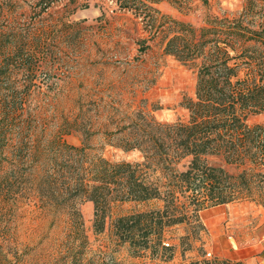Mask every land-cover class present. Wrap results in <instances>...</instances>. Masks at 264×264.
<instances>
[{
  "label": "trees",
  "instance_id": "1",
  "mask_svg": "<svg viewBox=\"0 0 264 264\" xmlns=\"http://www.w3.org/2000/svg\"><path fill=\"white\" fill-rule=\"evenodd\" d=\"M57 1L79 0L38 4L46 9ZM161 1L191 10L187 0H98L93 5L100 9L99 18L107 11L124 10L142 16L149 39L159 36L164 54L195 70L194 96L180 102L186 120L159 121L138 111L127 121H111L113 128L110 123L94 128L90 118L78 114L53 126L29 111L25 98L35 93L27 83L30 79L19 90H2V77L9 78L14 56L25 50L12 38L11 28L0 30V210L33 203L46 214L65 216L74 234L63 248L34 252L33 263L145 264L117 260L118 247L126 245L130 258L147 259L149 264H242L208 259L201 248L197 257L174 263L175 247L165 241V231L188 226L179 239L184 256L205 230L201 210L251 198L252 178L264 181V124L249 123L250 117L264 113V23L249 18L252 0L236 14L205 13L200 26L152 6ZM78 5L88 8L90 0ZM25 54V62L32 63ZM30 63L26 70L31 72ZM71 133L81 135L80 145L65 140ZM98 133L106 144L138 150L140 159L113 161L90 153L89 141ZM210 156L242 169L230 174L222 164L211 165ZM86 200L93 203L96 234L105 231L115 202L157 200L161 205L111 219L110 247L90 250L77 207ZM9 255L0 251V264H8ZM11 256L14 262L20 260Z\"/></svg>",
  "mask_w": 264,
  "mask_h": 264
},
{
  "label": "rangeland",
  "instance_id": "2",
  "mask_svg": "<svg viewBox=\"0 0 264 264\" xmlns=\"http://www.w3.org/2000/svg\"><path fill=\"white\" fill-rule=\"evenodd\" d=\"M252 1L249 18L255 24L264 23V0ZM79 2L81 0L77 3L57 1L42 9L38 0H0V30L11 28L12 38L25 50L14 56L9 78L2 77V90H19L30 79L27 83L30 82L35 93L25 98L29 111L51 125L78 114L90 118L94 128H100L104 123H110L109 128H113L111 121H127V116L138 111L159 121L186 120L187 111L180 102L183 97L194 96L195 70L164 54L159 36L149 39L145 31L148 24L142 16L124 10L107 11L104 17L99 18L100 9L93 5L98 0H90L88 8H80ZM246 2L207 0L204 5L202 0H187L191 6L188 11L168 1L152 6L170 17L200 26L205 13L236 14L243 10ZM25 53L30 54L32 63L31 60L25 62ZM29 63L31 72L26 70ZM249 123L264 124V113L250 117ZM64 138L70 144H81L79 133H71ZM89 144L91 148L87 151L113 161H134L141 157L138 150L123 151L106 144L99 133L91 137ZM208 161L211 165L222 164L233 175L242 169L224 165L220 157L210 156ZM250 190L251 198L227 203L228 212L221 221L226 234L223 236L231 237L233 245L254 251L255 258L250 260V264H264V181L260 176L252 178ZM160 205L157 200L115 202L106 218L105 231L96 234L92 227L93 203L82 201L77 207L82 216L88 249L110 247L108 224L111 219ZM187 227L186 224H178L165 231V241L175 247L174 263H180L182 257L186 260L197 257L201 248L208 259L247 264L243 260L220 258L212 253L207 255L212 242L206 227L192 248L182 256L179 239L186 234ZM71 230L65 216L46 214L33 203L1 209L0 251H10L20 259L14 262V257L9 255L8 264H41L32 262L33 253L65 247L74 236ZM116 257L123 263H150L147 259L130 258L126 245L118 247Z\"/></svg>",
  "mask_w": 264,
  "mask_h": 264
},
{
  "label": "crops",
  "instance_id": "3",
  "mask_svg": "<svg viewBox=\"0 0 264 264\" xmlns=\"http://www.w3.org/2000/svg\"><path fill=\"white\" fill-rule=\"evenodd\" d=\"M228 208V204H220L201 211V221L208 229L212 242L207 248L210 250L207 253L220 258L243 260L250 264V260L255 258L254 251L242 245H233L230 241L231 237L223 236L226 234L222 230L221 221L226 216Z\"/></svg>",
  "mask_w": 264,
  "mask_h": 264
},
{
  "label": "built area",
  "instance_id": "4",
  "mask_svg": "<svg viewBox=\"0 0 264 264\" xmlns=\"http://www.w3.org/2000/svg\"><path fill=\"white\" fill-rule=\"evenodd\" d=\"M207 255H210L209 253H207Z\"/></svg>",
  "mask_w": 264,
  "mask_h": 264
}]
</instances>
